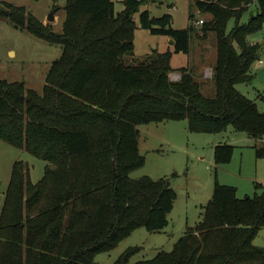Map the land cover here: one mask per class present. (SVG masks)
<instances>
[{
	"label": "trees",
	"instance_id": "16d2710c",
	"mask_svg": "<svg viewBox=\"0 0 264 264\" xmlns=\"http://www.w3.org/2000/svg\"><path fill=\"white\" fill-rule=\"evenodd\" d=\"M124 1L118 13L113 0H67L62 34L25 7L0 6V18L15 28L63 48L43 95L0 78V141L47 162L37 183L24 162L13 166L0 212V264H95L135 230L167 227L177 200L170 180L130 178L145 162L138 126L187 120L192 133L232 127L264 141V113L236 88L255 78L261 46L248 37L264 27V0H195L201 14L211 15L202 38L216 36L213 98L188 68L171 81V51L127 62L135 50L136 14L143 29L174 40L177 54H189L193 29H174L171 15L151 18L138 0ZM254 3L259 13L240 25ZM234 153L232 145L215 146L216 166L230 164ZM256 153L263 159L264 147ZM263 228L264 185L239 198L216 173L202 221L188 227L171 252L134 264H264V247L254 245ZM140 250L128 248L116 264H132Z\"/></svg>",
	"mask_w": 264,
	"mask_h": 264
},
{
	"label": "rangeland",
	"instance_id": "374dc122",
	"mask_svg": "<svg viewBox=\"0 0 264 264\" xmlns=\"http://www.w3.org/2000/svg\"><path fill=\"white\" fill-rule=\"evenodd\" d=\"M116 12L125 9L124 0H113ZM141 2L140 11L148 10L151 18L171 15L173 27L177 30L193 29L190 34L189 54L174 53L175 44L167 36L152 35L139 24V14L135 15L138 28L135 31L134 55L127 59L133 64L134 59H142L154 50L159 53H173L171 66L173 82L181 79V69L188 68L201 83L202 92L213 98L216 93L212 81L213 69L217 60L216 36L209 33L202 38V28L195 22L203 19L208 22L209 14H201L195 0H165ZM10 3L25 7L28 12L42 23L51 25L56 34L63 33L66 19L67 0H0V6ZM55 13V21L48 18ZM259 13L258 5L252 4L243 15L240 25L248 23L252 15ZM193 15V19L190 16ZM237 21H230L227 32L230 33ZM252 44H260L259 61L252 66L254 80L249 84L237 85L238 91L254 101L261 113H264V83L259 80L260 71L264 70V27L248 37ZM237 50L239 48L235 47ZM63 52L61 45L40 40L27 31L15 28L10 21L0 18V78L9 82L24 83L26 89L43 95L47 74ZM260 62L262 65H260ZM140 131L139 150L145 157L142 168L130 175L132 180L145 176L154 180L168 179L177 193L173 211L168 216L169 224L158 232H149L145 228L135 230L123 240L116 249L97 256L95 264H116L120 256L131 247L141 250L131 258V263L154 259L160 252H171L177 241L185 235L188 227H194L203 219L204 208L211 201L214 193L215 177L221 185L233 186L238 190V197L254 196L256 184L264 185V158H257V149L264 147V142L256 140L246 133H240L230 127L218 134L192 133L188 121L151 123L138 126ZM228 144L235 147L232 162L217 167L214 161V147ZM24 162L33 183L44 175L47 162L39 160L22 149L0 141V212L8 189L15 162ZM264 234V233H263ZM264 244V238L258 241Z\"/></svg>",
	"mask_w": 264,
	"mask_h": 264
},
{
	"label": "water",
	"instance_id": "95a60500",
	"mask_svg": "<svg viewBox=\"0 0 264 264\" xmlns=\"http://www.w3.org/2000/svg\"><path fill=\"white\" fill-rule=\"evenodd\" d=\"M55 19H56L55 13H52L51 16L48 18V21L53 22V21H55ZM170 41H171V43L175 44L174 40L171 39ZM258 77H259L260 82L264 83V70L260 71Z\"/></svg>",
	"mask_w": 264,
	"mask_h": 264
},
{
	"label": "crops",
	"instance_id": "0c3cea01",
	"mask_svg": "<svg viewBox=\"0 0 264 264\" xmlns=\"http://www.w3.org/2000/svg\"><path fill=\"white\" fill-rule=\"evenodd\" d=\"M263 233H264V228L259 232L258 236L254 240V245H256L257 247H264V244L263 245L262 244H258V241H260L261 238H264V234Z\"/></svg>",
	"mask_w": 264,
	"mask_h": 264
},
{
	"label": "built area",
	"instance_id": "2783aa9c",
	"mask_svg": "<svg viewBox=\"0 0 264 264\" xmlns=\"http://www.w3.org/2000/svg\"><path fill=\"white\" fill-rule=\"evenodd\" d=\"M204 23H205V21L203 19H200L199 21L195 22L196 26H198V27H202ZM260 65H262L261 62H260Z\"/></svg>",
	"mask_w": 264,
	"mask_h": 264
}]
</instances>
